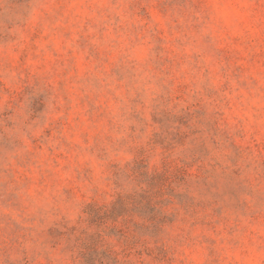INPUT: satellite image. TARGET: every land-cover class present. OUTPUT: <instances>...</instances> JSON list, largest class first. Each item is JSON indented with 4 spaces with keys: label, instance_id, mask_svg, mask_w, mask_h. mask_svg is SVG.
<instances>
[{
    "label": "rangeland",
    "instance_id": "1",
    "mask_svg": "<svg viewBox=\"0 0 264 264\" xmlns=\"http://www.w3.org/2000/svg\"><path fill=\"white\" fill-rule=\"evenodd\" d=\"M0 264H264V0H0Z\"/></svg>",
    "mask_w": 264,
    "mask_h": 264
}]
</instances>
